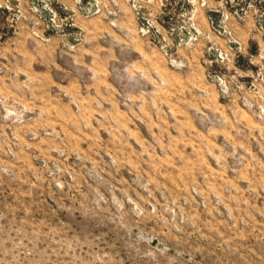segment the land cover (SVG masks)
Returning a JSON list of instances; mask_svg holds the SVG:
<instances>
[{
	"label": "rangeland",
	"instance_id": "1",
	"mask_svg": "<svg viewBox=\"0 0 264 264\" xmlns=\"http://www.w3.org/2000/svg\"><path fill=\"white\" fill-rule=\"evenodd\" d=\"M0 264H264V0H0Z\"/></svg>",
	"mask_w": 264,
	"mask_h": 264
}]
</instances>
